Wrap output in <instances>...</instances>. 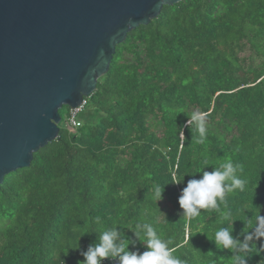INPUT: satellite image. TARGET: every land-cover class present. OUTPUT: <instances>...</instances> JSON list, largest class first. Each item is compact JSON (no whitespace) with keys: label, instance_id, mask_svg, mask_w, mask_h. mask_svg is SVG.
Instances as JSON below:
<instances>
[{"label":"trees","instance_id":"1","mask_svg":"<svg viewBox=\"0 0 264 264\" xmlns=\"http://www.w3.org/2000/svg\"><path fill=\"white\" fill-rule=\"evenodd\" d=\"M194 111L207 113L203 142L183 127ZM80 119L0 185V264H81L97 216L136 240L130 250H146L136 223L158 218L183 264H235L214 244L217 210L189 219L178 198L231 159L245 184L218 208L231 213L233 236L243 239L246 217L264 216V0L164 5L116 46ZM155 185L165 187L158 203ZM253 243L247 264H264V238Z\"/></svg>","mask_w":264,"mask_h":264},{"label":"water","instance_id":"2","mask_svg":"<svg viewBox=\"0 0 264 264\" xmlns=\"http://www.w3.org/2000/svg\"><path fill=\"white\" fill-rule=\"evenodd\" d=\"M182 0H0V185L59 136L116 46Z\"/></svg>","mask_w":264,"mask_h":264},{"label":"clouds","instance_id":"3","mask_svg":"<svg viewBox=\"0 0 264 264\" xmlns=\"http://www.w3.org/2000/svg\"><path fill=\"white\" fill-rule=\"evenodd\" d=\"M189 119L183 127H193L199 134V140L203 142L206 137L207 113L194 111L188 116ZM240 166L231 159H227L215 166L212 171H201L199 179L188 180L178 198L183 216L195 218L201 210L216 209L223 226L217 228L214 233V244L218 249L232 252L235 264H247V252L255 244L264 238V216L260 213L246 217L245 229L241 234L243 239L233 236V218L230 212L220 211L218 204L225 201L226 194L232 193L244 187L245 181L238 175ZM195 176V174H192ZM184 179H177L175 172L172 173V183L180 184ZM164 186L153 187V198L158 203L163 199ZM254 217V220H253ZM95 223L100 226L96 242L90 244L86 251H81L84 260L81 264H103L106 259L114 260L117 264H183L174 255L175 249L171 248L170 241L158 233L153 222H137L135 225V237L142 242L146 249L142 253L130 250V245H135L136 240L121 235L116 226L103 227L101 217L95 218ZM254 224V226H253Z\"/></svg>","mask_w":264,"mask_h":264},{"label":"built area","instance_id":"4","mask_svg":"<svg viewBox=\"0 0 264 264\" xmlns=\"http://www.w3.org/2000/svg\"><path fill=\"white\" fill-rule=\"evenodd\" d=\"M89 97L90 96L84 97L81 104H79L78 106L69 107L68 120L66 124L71 131H75L77 128L82 126L83 122L80 119V115L86 111ZM111 264H117V262L112 260Z\"/></svg>","mask_w":264,"mask_h":264},{"label":"rangeland","instance_id":"5","mask_svg":"<svg viewBox=\"0 0 264 264\" xmlns=\"http://www.w3.org/2000/svg\"><path fill=\"white\" fill-rule=\"evenodd\" d=\"M68 112H69V108H68V106H63L62 108H61V118H62V120H61V122L59 123V125L61 126V127H67V124H66V122H67V120H68Z\"/></svg>","mask_w":264,"mask_h":264}]
</instances>
